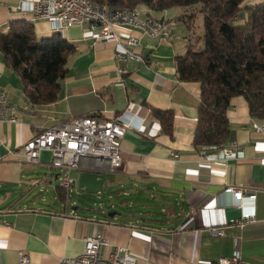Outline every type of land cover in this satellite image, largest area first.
Segmentation results:
<instances>
[{"label": "crops", "instance_id": "1", "mask_svg": "<svg viewBox=\"0 0 264 264\" xmlns=\"http://www.w3.org/2000/svg\"><path fill=\"white\" fill-rule=\"evenodd\" d=\"M23 1L36 0H0V31L24 19L32 23L37 37L60 32L75 51L67 58V74L55 101L43 105L28 101L0 53V90L11 102L33 109V115L22 116L19 123L0 122V264H20V252L32 264H57L60 258L79 254L85 238L95 234L108 239L110 249L124 247L135 264H216L220 256L232 255L240 235L241 264H264V137L253 128V122L264 119L251 117L245 99L234 96L227 109L226 144L240 146L244 156L211 158L213 151L194 146L200 85L180 81L175 72V57L184 53L189 34L176 19L183 9L138 6L143 17L168 21L172 37H148L136 28L119 27L118 38H135L133 48L146 60L119 63L114 43L97 40L96 29L84 24L55 31L47 20L20 12L17 7ZM261 1L246 0L244 5ZM246 17L243 10L237 20L242 23ZM117 67L126 72L118 75ZM151 108L172 111L171 134L161 129ZM125 111L139 129H126L120 167L109 171L95 159L84 158L78 171H69L76 172V180L82 173L74 188H95L100 200L107 194L97 208L61 197L60 170L50 165V152L42 150L35 164L17 153L46 127L84 116L111 119ZM227 185L256 195L255 218L241 230L232 223L240 210L222 192ZM120 194L127 197L119 203L124 212L111 210ZM210 226L225 228V235L209 234Z\"/></svg>", "mask_w": 264, "mask_h": 264}, {"label": "trees", "instance_id": "2", "mask_svg": "<svg viewBox=\"0 0 264 264\" xmlns=\"http://www.w3.org/2000/svg\"><path fill=\"white\" fill-rule=\"evenodd\" d=\"M112 10L145 6L162 11L183 9L176 19L189 30L185 51L175 57L180 81L200 85L196 147L214 151L229 138L227 109L234 96H242L249 114L264 119V1L244 5L246 0H91ZM245 10L246 19L237 15ZM75 45L60 32L37 37L32 23L11 21L0 31V53L5 67L19 78L28 101L35 105L55 101L66 62ZM161 129L172 133L171 110L151 108ZM64 198L65 194L62 193Z\"/></svg>", "mask_w": 264, "mask_h": 264}, {"label": "built area", "instance_id": "3", "mask_svg": "<svg viewBox=\"0 0 264 264\" xmlns=\"http://www.w3.org/2000/svg\"><path fill=\"white\" fill-rule=\"evenodd\" d=\"M95 5H102L96 1L87 4V9H80V0H36L20 2L17 9L22 12H31L33 19L47 20L51 28L67 29L87 24L91 30L96 29L97 40L112 41L115 45L114 58L119 63L128 61L145 62V58L133 46L136 40L133 37L121 40L116 34L119 27H132L148 37H157L170 40L171 24L161 18L143 17L138 6L134 8V18H125L124 7L114 9V13L95 12ZM126 72L124 67H117L118 75ZM30 114H21L18 104L11 102L7 95L0 90V122L19 123L21 117ZM139 125L133 124L132 116L128 111L111 119H99L95 116L75 118L60 126H50L32 136L21 145L17 153L26 163L39 162V153L46 150L51 154L50 165L60 170L58 184L63 190L66 199L71 198L76 177L69 171H78L80 162L84 158H93L100 164L114 171L121 165V140L126 129ZM253 128L264 137V122H253ZM217 159H238L244 156L243 150L236 144H224L215 147L209 155ZM222 192L232 197V204L240 210V215L233 220V225L240 230L255 218V193L246 188L227 185ZM100 196V192L97 193ZM100 206L101 203H94ZM207 232L214 236L225 235V228L210 226ZM241 237L235 238V249L230 257L220 256L216 264H241L239 249ZM110 242L100 234L85 238L83 250L74 256L60 258L57 264H135V259L122 246L110 249ZM20 264H32L27 255L20 252Z\"/></svg>", "mask_w": 264, "mask_h": 264}, {"label": "rangeland", "instance_id": "4", "mask_svg": "<svg viewBox=\"0 0 264 264\" xmlns=\"http://www.w3.org/2000/svg\"><path fill=\"white\" fill-rule=\"evenodd\" d=\"M69 173L72 176H74V177L76 176V174H75L76 172L75 171H71ZM80 173L81 172L79 171V175L77 177V180L75 181V184H77L79 182V179H80L81 174H82V173L81 174ZM90 190H91V192H89V191L82 192L77 187H75L73 192L71 193L72 201H75L77 203V205H79V206H90L92 208H97V206H95L94 203H98L100 201H103V202L107 201L106 200V195L107 194H105V196H103V198L100 200L99 198H97V193H95L96 189L95 188H93V189L91 188ZM101 190L103 192H106L105 189H104V184H102ZM124 198H127V197H125V196L120 194L117 197V200L115 201V203L113 204L114 207L111 210L124 212L125 208H123L119 204L120 201H122V199H124ZM112 201H114V200H112ZM126 202H127V207H128L129 201L127 200ZM109 206H110V204H109ZM129 209H130V207H129Z\"/></svg>", "mask_w": 264, "mask_h": 264}, {"label": "bare ground", "instance_id": "5", "mask_svg": "<svg viewBox=\"0 0 264 264\" xmlns=\"http://www.w3.org/2000/svg\"><path fill=\"white\" fill-rule=\"evenodd\" d=\"M91 2H92L91 0H80V9H87V4H90ZM95 12H104V6L95 5ZM107 13H114V10H112L111 8H107ZM124 14H125V18H134V8H125ZM53 30L61 31L62 29L53 28ZM18 111L21 112V114L33 113V109L31 108V106L22 107L18 105Z\"/></svg>", "mask_w": 264, "mask_h": 264}]
</instances>
